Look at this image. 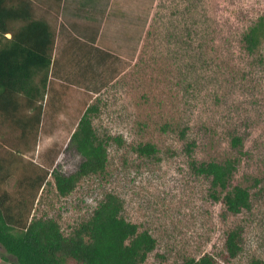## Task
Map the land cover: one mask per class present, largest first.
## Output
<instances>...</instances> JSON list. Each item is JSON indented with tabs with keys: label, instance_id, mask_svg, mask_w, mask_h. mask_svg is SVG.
Here are the masks:
<instances>
[{
	"label": "rangeland",
	"instance_id": "rangeland-1",
	"mask_svg": "<svg viewBox=\"0 0 264 264\" xmlns=\"http://www.w3.org/2000/svg\"><path fill=\"white\" fill-rule=\"evenodd\" d=\"M107 2L103 7L119 19L117 46L105 47L104 59L97 63L79 61L84 68H74L77 60L70 59L79 57L76 47L67 53L68 60L62 56L59 67L66 63L62 70L67 78L54 73L50 78L69 88L62 100L66 110L58 120L44 115L37 138L23 139L0 118V157L20 149L19 170L21 165L37 169L42 164L38 155L48 149L55 157L50 171L74 172L81 156L67 148L75 118L86 103L96 104V132L121 137L123 144L109 146L105 177L86 178L68 198L58 196L49 177L51 184L35 206L38 214L55 217L67 233L111 192L122 199L123 216L157 240L145 264H183L189 258L219 255L228 229L237 225L244 226V250L232 264L264 259V43L259 53L249 55L241 42L264 14V0ZM54 5H36L34 17ZM72 5L83 7L78 13L88 15L82 18L95 15L92 0ZM60 50L54 47V61ZM184 127H189L188 141L197 144V161L239 158L233 184L251 188L249 211L225 217L224 205L210 197V181L190 167L186 143L179 137ZM233 136L244 139L241 154L231 147ZM141 143L155 144L158 156H138L134 148ZM255 179L261 181L258 187L253 186ZM14 183L12 178L2 190L12 192ZM4 252L0 247V264H15L16 258Z\"/></svg>",
	"mask_w": 264,
	"mask_h": 264
},
{
	"label": "trees",
	"instance_id": "trees-1",
	"mask_svg": "<svg viewBox=\"0 0 264 264\" xmlns=\"http://www.w3.org/2000/svg\"><path fill=\"white\" fill-rule=\"evenodd\" d=\"M16 22L24 24L15 29ZM9 33L11 38L6 37ZM55 38L47 21L35 20L29 10L8 7L5 0H0V118L19 130L23 139L39 136L44 115L52 114L58 120L66 110L62 100L69 88L50 78ZM241 42L249 55L260 52L264 43V14L244 32ZM98 111L96 104L86 103L75 118L76 128L67 149L81 156V161L70 174L57 167L50 171L55 157L48 149L38 155L42 164L37 169L21 165L19 170L18 159L23 157L20 149L0 157V247L6 255L16 258L15 264H145L156 250L157 240L123 216L124 203L114 193L105 194L91 216L67 233L58 219L47 213L38 214L35 209L41 202L40 193L51 184L49 177H53L58 196L68 198L86 178L106 176L108 148L112 143L122 145L123 140L96 132L93 118ZM168 128L166 125L162 131ZM188 132L189 127H184L179 137L186 143L190 167L196 176L210 181V197L224 205L225 217L249 211L251 188L233 184L239 158L197 161L193 157L197 144L188 141ZM243 140L241 136L231 139V147L240 154ZM134 150L138 156L149 159L159 154L152 143H141ZM12 178V192L2 190ZM260 183L255 179L253 186ZM243 235L244 226H234L228 229L219 255L205 254L198 259H186L183 264H232L244 250ZM5 254L2 255L7 259ZM251 264H264V259H254Z\"/></svg>",
	"mask_w": 264,
	"mask_h": 264
},
{
	"label": "crops",
	"instance_id": "crops-1",
	"mask_svg": "<svg viewBox=\"0 0 264 264\" xmlns=\"http://www.w3.org/2000/svg\"><path fill=\"white\" fill-rule=\"evenodd\" d=\"M85 0H5L8 7L24 8L29 10L31 16L35 20H44L49 23L55 32V47H61V56L54 61L51 69V74H56L58 77H66V73L62 70L65 65L61 63V57H66L68 60L67 53L71 51L73 47H76V51H79V57H70L75 62L74 68H84L87 67L85 64H79V61L84 62L86 60L93 61L97 63L104 59L102 52L105 47H116L115 34L118 31V27H115V22L119 19L112 16V9L103 7L107 4L108 0H92L96 3L93 8V17L82 18L83 15H88L86 13H78L80 9L75 8L72 4L81 3ZM48 2V4H56L48 9L45 8V13L41 15L37 12V16L34 17L36 5L39 6ZM111 3V2H110ZM41 6H39L40 8ZM60 7V9H59ZM53 8H55L53 10ZM59 9V13L57 12ZM83 11V10H82ZM91 11V10H90ZM97 11V14L95 13ZM100 12V13H99ZM99 13V14H98ZM23 22H16L14 28L17 29L22 26ZM120 27V26H119ZM123 28V26L121 25ZM7 38H11L12 34L6 35ZM107 57H109L107 55ZM58 65V69L56 68ZM94 67V64H93ZM57 73H55V71ZM51 77V75H50Z\"/></svg>",
	"mask_w": 264,
	"mask_h": 264
}]
</instances>
